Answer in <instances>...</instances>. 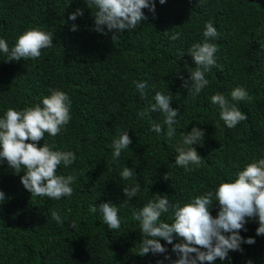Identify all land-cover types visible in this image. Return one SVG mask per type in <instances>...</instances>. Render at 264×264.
Masks as SVG:
<instances>
[{
    "label": "trees",
    "instance_id": "16d2710c",
    "mask_svg": "<svg viewBox=\"0 0 264 264\" xmlns=\"http://www.w3.org/2000/svg\"><path fill=\"white\" fill-rule=\"evenodd\" d=\"M90 0H0V38L9 46L30 28L54 34L53 46L42 50L36 60L5 61L0 53V118L8 108L23 110L40 102L53 90L71 99L72 119L56 137L45 134L38 142L53 150L72 151L75 162L58 174L75 175L74 195L52 200L32 196L7 161L0 162V264H170L177 256L172 245L161 240L167 253L139 256L142 233L132 218L156 193L167 194L172 203L190 202L212 191L221 182L234 180L238 171L264 158V0H155V14L144 9L148 20L135 30L94 31L97 10ZM78 8L83 16H69ZM220 33L213 41L218 51L214 67L206 78L210 84L195 98L182 87L177 72L189 79L195 69L188 48L203 42L206 22ZM75 24L77 31H71ZM180 33L177 40L171 39ZM113 35L118 39L113 40ZM181 52L185 55L181 57ZM146 81L142 98L134 82ZM236 87L245 88L251 101L234 102L247 115L235 128L220 120L218 105L211 97H230ZM159 91L172 97L179 109L176 136L171 141L151 130L163 124L161 113L137 115L155 103ZM194 127L205 135L194 147L201 166L193 171L175 165V145ZM127 131L132 140L118 161L112 158V143ZM31 142V141H29ZM124 167L132 168L131 180H123ZM23 171V169H22ZM170 179L165 180L166 173ZM140 185L139 193L127 204L123 187ZM111 202L122 221L118 230L103 223L98 206ZM215 202V201H214ZM97 205V212H89ZM56 211L64 221L51 218ZM218 208L212 209L216 216ZM161 220L171 223V211ZM76 227L72 228V222ZM258 219H248L240 234L255 238L242 244L243 251H230L229 258L215 264H264V236H257ZM179 242L174 241V243Z\"/></svg>",
    "mask_w": 264,
    "mask_h": 264
},
{
    "label": "clouds",
    "instance_id": "9594fccd",
    "mask_svg": "<svg viewBox=\"0 0 264 264\" xmlns=\"http://www.w3.org/2000/svg\"><path fill=\"white\" fill-rule=\"evenodd\" d=\"M72 0H68L71 4ZM160 4L166 0H159ZM88 7L94 5L97 9L94 31L107 34L108 31L135 30L143 21L148 20L144 9L155 14V0H90ZM84 9L78 8L69 19L75 21L78 16H83ZM73 24L71 31H77ZM220 33L211 21L206 22L203 30V42L193 43L187 50V54L193 58L195 69L189 72V79L185 80L182 73L177 72L183 81L182 87L188 89L193 98L198 96L210 84L206 75L214 67L220 68L216 60L218 48L211 41L217 39ZM180 33H175L171 39L177 40ZM118 38L113 35V40ZM54 34L39 28H30L19 35L14 46L10 47L6 39L0 38V53L7 59L5 61L36 60L41 57L42 50L53 46ZM181 57L185 52H181ZM137 90L142 98H146L148 83L137 81ZM231 99L222 93H216L211 97V103L218 105L220 120L228 128H235L240 122L247 119L234 102L251 101L252 97L243 87H236L230 93ZM155 103L137 113L140 119H144L149 113L159 112L163 115V124L167 126L165 133L161 124L152 123L151 130L157 134H164L171 141L176 136V128L179 109L171 107L172 97L157 91L154 96ZM72 119L71 99L61 90H53L50 95L44 96L34 106L23 110L8 108L0 118V162L7 161L10 168L16 174L23 172L21 183L32 196L48 197L52 200H60L63 197L74 195L72 185L76 182L75 175L58 174L61 165L65 168L76 160V154L72 151L53 150L44 143L42 147L38 142L45 138V134L56 137L65 130ZM204 131L200 127H194L190 133L183 136L182 141L175 147L177 153L175 165L184 168L185 171L198 169L202 164L201 155L194 147L203 143ZM31 141V142H29ZM132 140L128 132H123L112 143L113 161H118L124 149L129 148ZM23 169V171H22ZM132 168L124 167L120 176L123 180H131L134 176ZM237 178L221 182L214 192L208 191L194 197L190 202L172 203L167 194L156 193L152 200L148 201L138 211L132 212V218L140 224L142 242L139 256L143 257L167 253L168 249L161 240L172 245V252L177 259L172 260L165 256L170 264H215L217 259L223 261L229 258L230 251H243L242 244H255L254 237L245 239L241 236V230L247 231L245 225L248 219H258L257 236H264V158L248 163L243 170L236 174ZM165 180L170 179V173H166ZM140 185L129 184L123 187V193L127 197V204L139 193ZM0 201H5V193L0 191ZM215 201V202H214ZM216 206L218 212L212 215V209ZM102 214L103 223L110 230H118L122 221L119 209L111 202L98 206ZM171 211L172 222L161 220L163 214ZM89 212L95 214L97 205H91ZM51 218L58 224L64 223L61 216L51 212ZM76 227L75 222L71 224ZM179 241L174 243V241ZM158 264H163L159 261ZM248 264H252L248 261Z\"/></svg>",
    "mask_w": 264,
    "mask_h": 264
}]
</instances>
